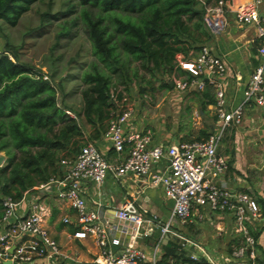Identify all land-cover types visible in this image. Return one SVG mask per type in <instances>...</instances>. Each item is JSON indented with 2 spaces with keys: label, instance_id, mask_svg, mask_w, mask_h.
<instances>
[{
  "label": "built area",
  "instance_id": "built-area-1",
  "mask_svg": "<svg viewBox=\"0 0 264 264\" xmlns=\"http://www.w3.org/2000/svg\"><path fill=\"white\" fill-rule=\"evenodd\" d=\"M263 5L264 0H247L237 5H233L232 0L204 4L203 21L213 32H220L227 27L228 15H232L238 24L254 27L260 62L250 73L243 102L237 107L230 110L224 108L226 98L223 77L226 65L221 57L206 45L196 52L189 51L188 55H176V66L188 73V76L172 77L177 90H201L206 83L214 86L215 105L220 118L216 130L203 139L152 144L148 131L127 132L134 114L133 102L125 95L117 101L113 94L114 101L121 109L110 120L105 136L118 154L128 145L126 155L110 162L93 141H87L76 155L60 159V176L24 191L18 200L1 196L0 262L59 264L64 257L46 224L51 213L50 207L33 193L39 187L53 184L56 199L67 203L75 212L77 230L73 235L77 238L93 237L98 247L96 264H159L163 247L174 237L181 240V245L188 242L199 251L188 255L190 259L180 264H262L257 249L258 239L252 232L264 226V214L257 200L244 190L220 186L215 179L228 168V161L217 152L224 128L241 122L244 103L253 100L259 105L264 104ZM163 161L165 164L161 166ZM107 173L115 180L126 175L146 176L151 186L160 187L172 201L167 218L158 223V236L149 253L129 243L117 250L111 248V245L120 243L115 236L116 231L136 238L148 234L150 228H142L145 223L159 220L131 198L114 210L112 218L104 214L96 201L89 204L85 185L90 183L99 186ZM202 211L228 216L233 223L237 241L230 244L229 251L221 258L211 255L201 245L189 242L178 231L179 226L194 222L192 215L203 218ZM62 220L69 222L68 217ZM215 229L220 232L222 227Z\"/></svg>",
  "mask_w": 264,
  "mask_h": 264
},
{
  "label": "trees",
  "instance_id": "trees-1",
  "mask_svg": "<svg viewBox=\"0 0 264 264\" xmlns=\"http://www.w3.org/2000/svg\"><path fill=\"white\" fill-rule=\"evenodd\" d=\"M34 1L0 0V22L15 26ZM216 1L79 0L94 59L80 76L78 110L65 102L62 80L52 73L45 77L23 62L20 47L5 41L0 47V153L5 157L0 219L1 196L18 200L24 191L60 176V159L73 157L84 143L105 135L121 109L113 94L120 101L134 81L151 89L157 81L159 88H168L173 76H188L176 66V55L196 52L210 38L204 4ZM61 34L66 32L57 37ZM212 87L206 83L196 92L200 108L215 103ZM257 202L264 214V197ZM252 232L258 239L262 227ZM178 242L175 238L163 247L159 264L190 259ZM257 249L264 264V246L257 244Z\"/></svg>",
  "mask_w": 264,
  "mask_h": 264
},
{
  "label": "crops",
  "instance_id": "crops-1",
  "mask_svg": "<svg viewBox=\"0 0 264 264\" xmlns=\"http://www.w3.org/2000/svg\"><path fill=\"white\" fill-rule=\"evenodd\" d=\"M244 1L247 0H232V3L237 5ZM261 11L264 14V5ZM210 32V38L204 45L208 46L215 55L221 57L226 65L223 77L226 98L224 108L230 110L243 102L244 89L250 73L260 62L259 43L254 36V27L236 23L232 15H228V25L224 30L220 32L210 30ZM155 85L154 89H151L152 95L143 91L133 99L134 114L130 126L127 127V132L148 131L151 134L152 144H164L197 140L207 133L210 134L220 125L215 103H208L204 108H200V100L196 94L199 89L180 91L171 82L168 88H159ZM140 86L139 89H141ZM146 87L149 90V87ZM212 88L214 94V86ZM161 89L165 91L162 92ZM158 93L168 96L169 107L160 109V104L154 105L152 99ZM146 96L149 99L145 98ZM143 104L145 107H142V110L136 109L137 106H144ZM92 141L104 152L106 159L110 162L126 155L128 150V145H126L124 151L118 154L111 147L105 135ZM217 152L228 161L226 172L215 179L218 185L229 189L244 190L256 200L258 197H264V104L259 105L253 100L243 104L241 122L229 124L224 128ZM164 164L163 161L161 166ZM54 189L55 186L50 184L44 188L39 187L33 193L50 207L51 213L46 224L50 235L57 241L64 255L59 264H96L98 247L93 237L77 238L73 235L77 230L75 212L67 203L56 199ZM85 191L89 204L92 205L94 201L99 203L101 210L109 218H112L114 210L128 198L133 199L140 208L147 209L149 215H156L159 222L145 223L142 227L145 230L150 228L147 235L135 238L116 231L115 236L119 238L120 243L111 245L113 250H117L129 243L138 246L146 253L150 252L158 236V223L167 218L172 206V201L165 196L160 187L151 186L146 176L126 175L122 179L115 180L110 173H107L99 186L87 183ZM202 213L203 218L192 215L194 222L181 226L200 227L204 223L213 228L222 227L220 232L216 231L217 235H223V244L230 248V244L236 241L231 219L228 216L211 214L208 211H202ZM64 217H68L69 222H63ZM263 236L264 226L258 237V244L261 246H264ZM178 240L180 243L181 240ZM228 248L223 247L218 255H215L220 258L225 256L229 251ZM180 263V261L176 262V259H168V264Z\"/></svg>",
  "mask_w": 264,
  "mask_h": 264
},
{
  "label": "rangeland",
  "instance_id": "rangeland-1",
  "mask_svg": "<svg viewBox=\"0 0 264 264\" xmlns=\"http://www.w3.org/2000/svg\"><path fill=\"white\" fill-rule=\"evenodd\" d=\"M83 8L79 0H36L29 10L22 14L15 26L0 22V47L5 41L19 46V56L23 62L40 69L45 77L52 73L56 80H62L66 92L64 100L77 110L81 108L82 103L80 76L89 62L94 59L91 41L80 16ZM95 10L93 8L91 11ZM60 32H66V34L57 37ZM55 42L57 44L53 46ZM155 83L158 85L159 82L154 81L153 85ZM140 87L141 89L136 81L132 83L129 92L125 93L129 101L132 102L143 91L152 95L153 91L151 88L148 90L146 84ZM161 90L165 91V89ZM158 94L152 99L154 105L160 104V109L169 107L168 96ZM145 98L149 99L147 96ZM143 105L137 106L136 109L142 110V107H145V104ZM153 216L158 220L156 215ZM178 231L189 242L201 245L211 252V255H218L223 247L228 248L226 244H223L224 236L217 235L215 228L210 225L203 223L200 227L180 226ZM229 234H232L231 231ZM182 247L184 255L199 252L188 242Z\"/></svg>",
  "mask_w": 264,
  "mask_h": 264
},
{
  "label": "water",
  "instance_id": "water-1",
  "mask_svg": "<svg viewBox=\"0 0 264 264\" xmlns=\"http://www.w3.org/2000/svg\"><path fill=\"white\" fill-rule=\"evenodd\" d=\"M4 159H5L4 155L0 153V166L3 164ZM4 264H9V261H5Z\"/></svg>",
  "mask_w": 264,
  "mask_h": 264
}]
</instances>
